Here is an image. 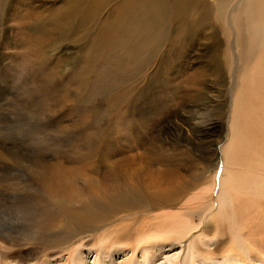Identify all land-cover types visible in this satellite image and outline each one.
<instances>
[{
    "label": "rangeland",
    "instance_id": "obj_1",
    "mask_svg": "<svg viewBox=\"0 0 264 264\" xmlns=\"http://www.w3.org/2000/svg\"><path fill=\"white\" fill-rule=\"evenodd\" d=\"M135 1L100 0L106 7L97 20L79 10L74 31L62 32L53 16L78 0H0V264H71L81 251L93 264L104 239L121 250L102 248L103 264H130L134 256L146 264L143 251L148 264L176 252L182 264L190 245L198 264H231L227 248L236 231L247 264H264L263 194L221 206L217 190L230 169H247L232 158L256 123L238 115L254 109L248 92L264 55L236 64L225 21L194 9L185 21H197V33L181 45L158 42L142 66L119 65L109 48L90 59L100 27L132 19ZM125 26L118 46L142 47ZM260 167L264 176V162ZM58 183L67 198L53 193ZM59 205L79 214L89 208L87 232L63 218L43 223ZM159 237L182 241L152 242Z\"/></svg>",
    "mask_w": 264,
    "mask_h": 264
},
{
    "label": "bare ground",
    "instance_id": "obj_2",
    "mask_svg": "<svg viewBox=\"0 0 264 264\" xmlns=\"http://www.w3.org/2000/svg\"><path fill=\"white\" fill-rule=\"evenodd\" d=\"M138 2L140 3V5L144 4L145 6L144 10L142 11L136 10L137 9L136 5ZM104 7L106 6L102 5L100 3V0H78V2L74 3L73 5H67L63 9L61 8L62 11L59 16H56L55 14L53 16V20L60 21V22H56V29H59L62 32L74 31L72 24H73L74 17L78 14L79 10L84 9L88 14V20L94 21L98 19L97 18L98 11H101ZM96 9H97L96 15L94 16ZM194 9L198 11L199 17L204 16V15L210 16L213 13V15L216 16L219 20H221L222 22L225 21L226 27L230 32L229 35L230 37L232 36L229 39L228 43H229V48L232 50L234 61L236 64L244 63L245 61L249 62L250 59H252L253 57L264 55V0H136L133 3V5L129 6L128 8V12H130L133 15L132 19L128 21L126 19L117 21L116 26L113 30H110V27L106 23H104L100 27V30L98 31L95 38L93 39V41L97 44V48L91 50L89 58L90 59L99 58L100 55L104 52V50L106 48H109V49L116 50V54L112 56H115V59H113V61H116L119 65L124 66V65L132 64V65L142 66L146 62L151 60L153 51H155L159 43L163 44L164 41H169V45H174V43H177L180 41L179 44L181 45V41L184 40L185 42H188L189 38L197 33V31H195V30H198L197 21L191 22V23L190 21L188 22L185 21V19H188V14ZM62 14H65V17H63ZM173 24H174V27H172ZM123 26H125V31H127L130 28L136 30L137 35L143 41L142 47L132 48L127 45L126 48L123 49V45L118 46V42L122 40L123 36L126 35V33L122 32L121 30ZM185 27H189V30L187 32L184 31ZM170 31L172 32V34L170 33ZM222 34L224 33L222 32ZM215 41L216 42L214 43V45L216 49L218 50V48L222 45V38L216 35ZM177 47H178V50L174 49L173 52L175 50L179 51L180 49L179 45ZM177 51H175V54H174L176 57L178 56V54L176 53ZM228 52H231V51L228 50ZM127 55H130L131 59L128 58ZM179 56L181 55L179 54ZM122 61H124L125 63H122ZM251 61L253 62V60ZM258 65H256V68H258L257 67ZM240 67L242 68V66ZM262 67L259 68L260 69L259 72L257 71V73H255V76H256L255 81L252 84L253 86L249 88L250 93L248 92V96L252 97L253 92H254L253 99L252 98L250 99V97L247 96L250 100H252L250 102L252 106L254 104L253 106L254 109L253 110L247 109L246 111L245 109H243L242 112L238 115V118H243L244 124L251 125L250 123L251 121L256 123L255 126L252 127L251 129L250 139H249V134L248 136H245L247 137L246 139L248 142L246 141L247 143L242 142V144H238L239 150L236 153V156L232 158L233 163L235 162L238 167H242V169L244 168H247V169H244L245 170L244 172L241 171L237 173L230 169L226 177H224L222 180L219 181L218 187H217L218 194H219L218 196L219 204L218 205H221V206L225 205L228 201L233 203V205L234 204L236 205L237 202H243L242 195L246 196V199H248L249 202H251V198L249 196L257 197V196H261L262 194L264 196V188L262 186V183L264 182V176L260 175L261 173H258V172H261L262 167H260V165L263 164L264 162V156H263L264 155V65ZM241 68H239V70ZM242 127H245V125H243ZM226 167L227 166H225V168ZM248 173H252V175L248 176ZM174 174L175 173L173 170L167 171L168 176H171ZM54 191L55 192L53 193L62 194V196L63 197L66 196V198L68 196L67 193L69 192L68 189L65 187V185H63V183L56 184ZM112 196L114 198V195ZM170 196H167V199H169L168 197ZM113 198L109 197L107 199H104L103 202L110 201L111 199H112L111 201H113L114 200ZM144 199L146 200V202L151 203L150 198L148 199L144 198ZM213 199L215 201L217 200V198L215 197ZM64 203H62V205ZM95 203H98V201ZM64 206H66V204ZM86 207L88 206L86 205ZM66 208L67 207H65L64 209V207L59 205L57 208L58 215L56 216V215L47 214L44 217L45 221H43V223L50 224L53 222L54 224H56V218H60L61 220L63 218L65 222L66 220L68 222V225L66 222L67 227L71 228L73 226V228L75 229L82 230L81 232H87L85 229L90 228L91 226L90 220L93 216L92 215L93 212L92 211L90 212L89 208H87L88 210H86L85 208L83 209V213L79 214V211H75L73 210V208L71 211L70 206L68 207V209L70 210H67ZM217 208L220 209L219 206ZM234 211L236 212V210H233V213H235ZM54 224H50V225L54 226ZM64 225L61 223L62 227ZM123 233L126 234V232H123ZM239 234L240 232L236 231V234L234 235L235 242H232L230 244L231 246L227 248L228 250L226 249L227 250V262L231 264H247V259L249 257L248 249L246 247V242H244L243 240L244 238L242 239L241 234L240 235ZM160 239H163V237L154 238L152 239V242L153 241L159 242ZM172 239L177 241L178 243H181L182 241L180 240V237L179 238L173 237ZM172 239L169 237L168 238L165 237L163 241H169V240L172 241ZM115 243L116 242L105 240V239H104V242L102 241L101 243H99L100 245L95 248L96 254H95V260L93 264H103L104 263L103 258H102L103 256L101 253L102 248L106 249V251L109 248L110 249L112 248V250H114L115 253L119 252L121 248H116V247L114 248L113 245H115ZM143 252L144 253L142 257H144L145 263L148 264L147 263L149 261V260L147 261L148 257L146 258L145 256L147 253L145 251ZM112 255L113 253L111 252L110 256L113 257ZM180 257H181L180 254L177 252L171 255H167L166 258L163 261H161L160 264H177L179 262ZM2 258H3L2 254L0 252V263L2 261ZM139 259H140L139 257L136 258L134 256V260L132 261V263L130 262L129 263L130 264H140ZM182 259H183L182 264H198L196 262V259L194 258L193 248L191 245ZM86 260H87V255L84 253V251H81V252H78L76 257L74 256V259L70 263L71 264H87ZM207 260L212 262V259H207ZM6 263L16 264L14 261H6ZM123 263L126 264V262L124 261ZM199 264H201V262H199Z\"/></svg>",
    "mask_w": 264,
    "mask_h": 264
}]
</instances>
